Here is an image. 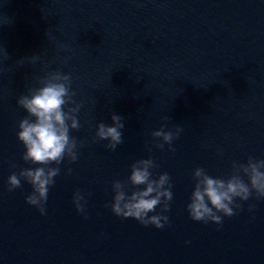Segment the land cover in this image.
Wrapping results in <instances>:
<instances>
[{
	"label": "water",
	"instance_id": "water-1",
	"mask_svg": "<svg viewBox=\"0 0 264 264\" xmlns=\"http://www.w3.org/2000/svg\"><path fill=\"white\" fill-rule=\"evenodd\" d=\"M57 70L72 77L82 146L41 215L32 186L10 192L8 177L39 166L22 158L18 99ZM113 112L125 118L115 151L95 139ZM165 124L183 128L175 151L155 147ZM249 156L264 159V0H0V264H264V199L238 201L222 225L187 212L197 167L227 178ZM147 158L173 184L163 229L105 207L112 182Z\"/></svg>",
	"mask_w": 264,
	"mask_h": 264
},
{
	"label": "clouds",
	"instance_id": "clouds-1",
	"mask_svg": "<svg viewBox=\"0 0 264 264\" xmlns=\"http://www.w3.org/2000/svg\"><path fill=\"white\" fill-rule=\"evenodd\" d=\"M32 58L35 60L38 56ZM39 84L40 87L29 88L27 94L18 99L19 106L28 115L19 121L17 132L25 148L23 160L39 166L21 168L18 173L9 175L8 190L11 192L22 187V180L29 183L32 191L26 196V202L45 215L49 189L60 175L61 163L65 158L70 163L78 159V149L82 145L70 136V130L81 127L78 119L81 105L73 99L75 92L71 88V74L51 71L39 79ZM124 119L113 112L111 125L104 122L97 125L95 139L108 141L105 147L115 151L123 143ZM168 119L164 117L165 121ZM166 126L152 133L153 139L160 141L155 147L164 149L167 144L169 150L175 151L171 147L172 142L179 138L183 128L177 126L174 130L165 131ZM157 168L159 165L152 158L132 163L126 180L112 182L113 199L105 207H109L118 217L134 218L144 226L153 225L163 229L169 223L165 213L170 211L173 184L167 172L154 175L153 170ZM71 171L69 168L68 172ZM192 179L195 183L187 212L194 221L222 225L224 217H232L237 210H242L243 206L238 201H248L253 194L257 200L264 199V159L249 156L246 163L233 161L231 175L227 178L214 177L205 168L197 167ZM73 203L77 212L87 219V201L80 190L74 193ZM253 207L250 206L249 210Z\"/></svg>",
	"mask_w": 264,
	"mask_h": 264
}]
</instances>
